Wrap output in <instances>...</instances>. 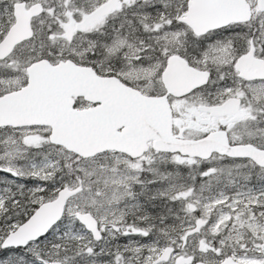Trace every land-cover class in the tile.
<instances>
[{
	"label": "snow or ice",
	"instance_id": "1",
	"mask_svg": "<svg viewBox=\"0 0 264 264\" xmlns=\"http://www.w3.org/2000/svg\"><path fill=\"white\" fill-rule=\"evenodd\" d=\"M0 264H264V0H0Z\"/></svg>",
	"mask_w": 264,
	"mask_h": 264
}]
</instances>
